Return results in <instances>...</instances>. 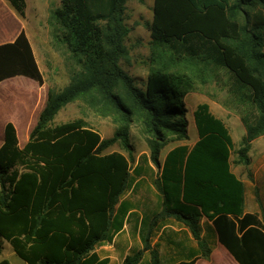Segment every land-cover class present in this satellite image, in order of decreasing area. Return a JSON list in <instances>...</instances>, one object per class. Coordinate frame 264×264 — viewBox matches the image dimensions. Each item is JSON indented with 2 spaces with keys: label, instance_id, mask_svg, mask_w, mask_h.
<instances>
[{
  "label": "trees",
  "instance_id": "trees-1",
  "mask_svg": "<svg viewBox=\"0 0 264 264\" xmlns=\"http://www.w3.org/2000/svg\"><path fill=\"white\" fill-rule=\"evenodd\" d=\"M6 1L24 18L25 0ZM127 1L60 0L51 10L52 38L78 70L62 92H48L22 147L14 126L3 127L0 252L5 242L25 264H108L94 250L120 229L117 214L124 206H116L133 176L154 173L150 163L157 169L153 183L164 213L182 217L197 237V214L185 207H199L204 215L211 211L218 241L238 264H264V227L254 215L242 216L243 185L230 172L232 142L207 104L193 114L199 138L194 147L177 146L162 166L159 162L169 134L187 139L186 96L196 84H213L224 93L222 105L240 116L245 135L234 164L248 168L252 141L264 133V0H154L147 27L157 68L142 89L119 66L129 32ZM15 76L43 84L23 30L0 44V82ZM90 91L99 92L119 115L109 138L102 139L82 118L53 123L60 109ZM133 110L142 114L149 155L131 168ZM115 144L127 155L108 153ZM141 254L126 256L122 264H138ZM152 264L161 263L153 256Z\"/></svg>",
  "mask_w": 264,
  "mask_h": 264
},
{
  "label": "rangeland",
  "instance_id": "rangeland-1",
  "mask_svg": "<svg viewBox=\"0 0 264 264\" xmlns=\"http://www.w3.org/2000/svg\"><path fill=\"white\" fill-rule=\"evenodd\" d=\"M26 10L24 18L19 17L9 6L6 0H0V44L10 42L23 30L33 51L37 66L42 74L43 84L38 85L29 79H12L0 85L2 96L10 97V104L5 103V108L11 113L20 110L32 109L37 112L45 105L48 92L59 94L70 84V73L77 71V67L70 59L67 51L57 44L52 38V29L48 22L50 12L59 5L60 0H25ZM154 0H128L124 9V23L129 29L124 41L126 54L119 61L121 69L132 77L138 88L143 84L152 68L151 45L148 24L152 20ZM24 80L26 83H20ZM121 99L129 106L131 102L119 91ZM224 93L220 92L213 84L202 86L196 84V90L185 98L186 117L190 119V112L201 102H209L215 108H224L222 101ZM19 105L17 107L13 106ZM76 118L84 119L87 124L98 132L100 137L109 138L119 127V115L111 104L99 92L90 91L80 95L71 103L59 110L53 123H63ZM129 140L133 148V168L142 158L149 155L147 134L145 132L141 112L133 110L131 116ZM187 140H177L174 135H168V142L160 152L159 160L163 162L165 153L175 145L185 143L191 146L195 134L189 128ZM25 134L17 132V137L22 140ZM2 141V127L0 126V143ZM120 152L127 155L119 144L110 147L107 152ZM154 173L157 169L153 167ZM147 176V175H146ZM149 179V177L147 176ZM1 256L12 264H25L11 250L7 243H2Z\"/></svg>",
  "mask_w": 264,
  "mask_h": 264
},
{
  "label": "crops",
  "instance_id": "crops-1",
  "mask_svg": "<svg viewBox=\"0 0 264 264\" xmlns=\"http://www.w3.org/2000/svg\"><path fill=\"white\" fill-rule=\"evenodd\" d=\"M17 78L29 79L15 76L1 81L0 85L7 80ZM20 83L26 82L21 80ZM11 101L10 97L4 98L0 93V126L3 131L5 124L10 122L15 128L16 134L19 131L24 133L26 135L24 139L20 140L17 137L18 145L22 147L27 140L28 132L35 125L38 114L44 106L36 113H33L32 109H23L15 114L5 108V103L10 104ZM203 103L208 105L209 113L222 122L231 139L230 172L243 185L242 216L245 214L254 215L260 225L264 227V133L252 141L248 168L236 165L234 164V151L238 149L245 135V128L240 116L234 109L224 106V108H215L209 102L199 104ZM199 104L190 112V119L186 117L187 129L190 128L195 134L191 146L183 142L175 145L165 153L164 158L173 148L186 146L188 150H191L198 141L193 114ZM13 106L19 105L14 103ZM159 162L162 166L163 162L160 160ZM148 164L153 169V166ZM248 173L251 179L248 177ZM133 177L129 189L122 195L116 206V208L119 204L124 206V210L117 214L118 222L121 224L120 229L113 233L110 242H104L94 250L100 259H108V264H122L126 256L141 251L138 264H152L153 256H156L161 264L188 262L192 264H238L230 252L218 241L212 220L208 217L212 214L211 211L204 215L199 207H185V211H193L197 214V237H194L190 227L181 219L182 217L163 212V196L153 183L157 177L156 173L151 174L149 179L144 174ZM183 207L181 205V209ZM171 208L173 207L171 206ZM5 257L0 255V261L6 259Z\"/></svg>",
  "mask_w": 264,
  "mask_h": 264
}]
</instances>
